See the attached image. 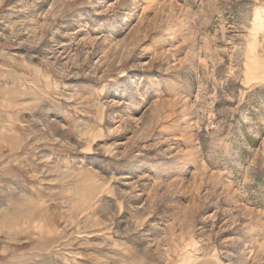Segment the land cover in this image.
<instances>
[{
  "label": "rangeland",
  "instance_id": "rangeland-1",
  "mask_svg": "<svg viewBox=\"0 0 264 264\" xmlns=\"http://www.w3.org/2000/svg\"><path fill=\"white\" fill-rule=\"evenodd\" d=\"M0 264H264V0H0Z\"/></svg>",
  "mask_w": 264,
  "mask_h": 264
},
{
  "label": "bare ground",
  "instance_id": "bare-ground-1",
  "mask_svg": "<svg viewBox=\"0 0 264 264\" xmlns=\"http://www.w3.org/2000/svg\"><path fill=\"white\" fill-rule=\"evenodd\" d=\"M259 19H260V18H259ZM255 20H257V19H255ZM255 20H254V21H255ZM255 23L259 24L258 22H255ZM257 24H256V26H257ZM256 26H254V27L256 28ZM254 31L257 33L256 29H255V30L253 29V32H254ZM257 36H258V35H257ZM251 37L253 38V34L251 35ZM252 38H251V40H252L251 43H252L253 41L255 42V40L252 39ZM254 42H253V43H254ZM256 42H257V41H256ZM253 43H252V44H253ZM253 45H254V44H253ZM256 45H257V44H256ZM252 47H253V46H252ZM252 47L250 46V49H252ZM254 49H255V48H254ZM256 52H257V51H256ZM246 54H247V55H246V60H247V61H246V65H245V66H246V69H250V68L254 65V62H255L254 60H256V58H255L253 55H252L253 57H252V56H249L248 52H247ZM260 60H261V59H260ZM253 61H254V62H253ZM256 61H257V60H256ZM257 64H258V63H257ZM262 71H263V70H262ZM251 80H252V79H251ZM183 260H184V259H183ZM185 262H186V261H185Z\"/></svg>",
  "mask_w": 264,
  "mask_h": 264
}]
</instances>
